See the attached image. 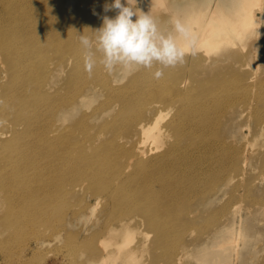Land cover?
Listing matches in <instances>:
<instances>
[{
  "label": "rangeland",
  "instance_id": "374dc122",
  "mask_svg": "<svg viewBox=\"0 0 264 264\" xmlns=\"http://www.w3.org/2000/svg\"><path fill=\"white\" fill-rule=\"evenodd\" d=\"M61 1L72 32L66 54L70 56L76 50L82 61L75 81L67 78L66 73L60 79L71 88L77 87L76 93L82 97L77 110L69 112L68 116L61 113L57 119L67 117L57 123H65L61 138L67 143H70L68 139L74 140L66 148L76 159L62 172L65 192L56 198L44 195L40 200H33L29 208L15 210L12 205L1 206L6 200L0 192V264H102V252L109 247L105 240L108 229L122 218H127L133 228L125 248H136L137 252L136 259L131 258L127 263L264 264V0H259L256 21L249 28V33L256 32V36L239 39L244 32L239 31L236 48L225 53L219 66L213 63L204 67L208 71L196 67L199 83L188 73H181L183 67L177 66L164 69L166 82L161 84L154 77L159 65L132 72L117 67L109 73L97 64L89 77L84 70L79 36H95L87 30L90 22L96 20L89 11L92 0L86 5L83 0ZM141 1L135 0L136 9L155 17L162 29H168L173 14L191 4V0H165L158 1L157 5L142 6ZM205 1L216 6L223 2ZM113 2L110 0L108 5ZM117 11H107L108 18H115ZM56 52L50 50L53 59ZM54 65V62L50 64V68ZM150 81L157 86L148 88L144 83ZM212 86L216 87L214 91ZM182 89H188V93L198 98L207 97L201 104L206 129L199 140L205 147L200 162L203 171L187 181L176 176L170 180L169 187L151 200L152 204L157 199L164 205V212L155 213L171 231L167 243L160 244L156 240V229L148 221L147 210L141 208L144 202L132 200L129 195L130 188L141 195L144 186L129 184L126 178L120 177L124 167L116 166L115 162L106 163L100 170L101 174L113 172V175L94 176L92 172L99 171L94 163L101 165L100 156L107 153L101 148L106 142L126 137L128 132L126 138L132 135L136 141L143 139L137 134L138 116L143 111L144 114L147 110L145 114L152 116L157 110L155 105L161 106L165 114L162 125L168 124L184 104L177 96ZM70 95L67 87L57 102L69 100ZM42 106L37 112V122L39 134L46 140L48 134L43 131L46 120L54 118L55 122V116L50 119L49 112L46 114L48 105L47 108ZM168 106L172 107L168 110ZM1 121L8 124L6 129L9 126L12 129L14 121L8 117H2ZM23 128L16 130L22 132ZM3 131L1 126V146H5L3 140L12 138L11 133L3 134ZM168 138L162 134L142 147L147 150L159 147L158 153L165 152L169 147ZM36 150L39 149L33 151L34 156ZM198 159L196 154V161ZM42 167L43 164L39 165ZM123 180L125 184L120 182ZM172 182L175 185L172 186ZM80 183L84 187L75 189ZM110 184L119 187L117 195L104 193L106 185ZM33 186L44 187V181L35 180ZM180 190L184 192H177ZM174 191V198L169 197ZM182 193L184 197L177 199ZM19 196L17 194V198ZM185 251L190 255L184 256Z\"/></svg>",
  "mask_w": 264,
  "mask_h": 264
},
{
  "label": "bare ground",
  "instance_id": "6f19581e",
  "mask_svg": "<svg viewBox=\"0 0 264 264\" xmlns=\"http://www.w3.org/2000/svg\"><path fill=\"white\" fill-rule=\"evenodd\" d=\"M158 1L160 3L165 0H142L141 2L142 6H151L157 5ZM90 2L91 0H83L84 5ZM108 2L110 0H92L89 11L96 20L95 22L92 20L88 25L87 30L91 31V34L94 33L89 28L100 29L103 26L104 17L110 16L104 8L101 9L108 5ZM258 2L259 0H223L216 6L211 3L206 4L205 0H191L189 6L180 8L177 14L193 30L199 47V54L196 57H186L181 73H188L195 82L199 83L197 68L205 70L204 67L213 63L214 66H219L220 62L224 61L225 53L236 48V36L239 35V31H244L239 39L244 37L249 40L250 37L256 36V32L249 33V28L256 21V8L260 5ZM64 11L61 0H0V127H4L3 134H12L11 139L3 140L5 146L0 145V192L6 200V204L1 203L4 208L12 205L15 210L26 209L33 200L37 198L40 200L44 195L53 199L63 194L65 183L62 172L71 167V163L76 159L66 148V145L74 140L68 139L70 143H67L64 138H61L64 135L61 130L65 123L61 125L57 123L64 122L69 112L77 110L76 107L82 97L76 93L77 87L71 88L60 79L66 73L67 78L75 81L82 61L73 47H71L72 54L70 56L66 54L72 32L70 31L71 22L66 20ZM80 15L83 14L80 13ZM170 29L171 24L168 26V30ZM51 49L57 51L56 59L50 56ZM53 62L55 65L50 68ZM157 81L160 84L166 82L164 76ZM144 84H147L148 88L157 86L152 81ZM67 87L71 91L70 99L57 102L58 96ZM215 89L216 87L212 86L211 90ZM182 90L177 96L184 101V104L179 106L177 113L168 124L162 125L165 114L161 106L155 105L157 110L152 116L145 114L147 110L144 114L143 111L138 116L137 125V134H141L143 139L136 141L132 135L126 138L130 133L128 132L126 137H118L109 143L106 142L101 149L108 154H101V165L94 163L99 171L92 172L94 176H105V173L113 175V172L101 174L100 170L106 163L115 162L116 166L124 167L120 177L126 178L129 184L134 182L144 186L143 192H140L141 195L131 188L129 195L132 200L144 202L141 208L147 210L148 221L156 229V240L160 244L167 243L171 231L167 225L163 224L159 214L155 213L164 212L166 210L164 205L157 202V199L155 204H152L151 200H154L162 189L169 187L170 180H174L176 176L187 181L195 179L203 171L200 162L203 159L202 153L205 147L204 144L199 143V140L206 129L205 113L201 104L207 97L201 95L198 98L191 92L188 93V89ZM54 96H57L56 101ZM47 105L46 114L49 112L50 119L55 116V122L54 118L48 122L46 120L43 131L48 136L45 140L39 134L37 112L41 106L47 108ZM172 106H168V110ZM61 113L67 116L57 119ZM2 117H8L14 121L12 129L10 126L8 129L5 128L8 124L1 121ZM20 126H24L22 132L16 130ZM164 127H166L165 130ZM162 134L169 137L167 141L169 147L165 152L158 153L159 147L150 150L142 147L150 140H157ZM57 136L59 140L55 139ZM93 142L96 143V138ZM71 147L73 149V146ZM35 149L39 150L35 151L34 156ZM196 154L199 157L197 161ZM79 160L84 162L81 157ZM42 164L43 167L39 168ZM35 180L44 181V187L35 188L33 186ZM120 182L125 184L124 180ZM50 183H54L52 187L49 186ZM181 184L182 186L184 184L182 180ZM113 185H106L104 193L117 195L119 187ZM173 185L175 184L172 182ZM77 187H84V184L76 185L75 189ZM17 194L20 195L18 198ZM175 195L174 191L168 196L174 198ZM2 196L0 195V200ZM183 197L184 193L177 199ZM168 200L170 198L166 201ZM99 202L100 200L97 203ZM132 231L133 228L127 218H122L118 224L109 227L108 237L105 238L108 240L109 247L102 252L104 259L102 264H131L127 262L131 258L136 259V248H125ZM189 255V251L184 252V256Z\"/></svg>",
  "mask_w": 264,
  "mask_h": 264
},
{
  "label": "clouds",
  "instance_id": "9594fccd",
  "mask_svg": "<svg viewBox=\"0 0 264 264\" xmlns=\"http://www.w3.org/2000/svg\"><path fill=\"white\" fill-rule=\"evenodd\" d=\"M112 9L118 10L117 15L115 18L105 16L103 26L93 31L94 37L79 36L84 70L89 77L97 64L109 73L117 67L132 72L159 65L154 72V77L159 79L164 69L183 66L186 57L199 54L197 37L179 14H173L168 30L162 29L152 15L136 9L135 0L125 3L114 0L104 6L105 12Z\"/></svg>",
  "mask_w": 264,
  "mask_h": 264
}]
</instances>
